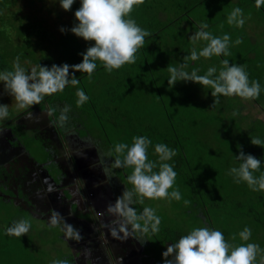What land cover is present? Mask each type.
<instances>
[{
    "label": "rangeland",
    "instance_id": "rangeland-1",
    "mask_svg": "<svg viewBox=\"0 0 264 264\" xmlns=\"http://www.w3.org/2000/svg\"><path fill=\"white\" fill-rule=\"evenodd\" d=\"M218 1L213 0L211 4L203 2V4H200L189 13L199 24L201 22H210V19H214V22L218 21L214 26L210 24L205 29L214 36H222L226 33V23L224 20L218 19L217 11L223 12V10L229 8L228 2L219 4ZM263 1L261 0V4ZM75 3H79V0H75ZM193 3L194 1L192 0L191 4L194 5ZM186 4L187 2L183 5L186 7ZM255 4V0H250L248 8H256L261 5ZM74 10H63L58 3H53V0H15L11 13L16 15V20L20 18L22 20L21 24L27 25L26 28H29V31L31 30L29 24L41 23L46 31L59 34L61 33L59 31L60 26H64L67 29L74 23ZM139 12H141L140 9ZM172 12L169 14L177 15ZM158 17L160 23H153V29L159 31L154 35V43H150L148 39L144 40V45L141 46L142 51L134 54L136 57L134 62H126L111 72L106 71L104 68L97 69L98 73L93 78H85V80L88 79V84L98 86L100 89H104L108 83H111V80L107 81V78L113 79L112 83L116 84L119 83L118 80L120 78H126V81H129L127 84L133 85L135 83L136 87L138 84L141 88L142 85L138 79L141 80V77L147 80L150 69L154 70L156 74L167 72V74L165 73L166 78L156 79L157 93L154 91L155 89L149 96H147V92L135 91L132 92L133 96L132 93L128 92V98H126L128 100L126 102L131 105H137L139 102L144 101L147 107L145 112H142L139 107L133 108V106H130L126 112L129 111L132 117H143L145 119V125H143L148 128L141 129L139 134L132 129L128 130V120L120 113L111 116V118L109 117L107 121H101L92 108L94 105L90 106L92 101L90 98L81 103V108H85L86 111L83 112L85 116L82 117L84 127L93 137L103 141L109 140L113 145L112 153L115 158L120 155L114 150L116 143L131 144L132 137L141 134L148 137L152 143L148 145L146 154L148 160L153 161L155 164L153 171H158L160 163L166 162L172 165L171 160H159V154L155 153L153 145L156 143L167 145V140L172 141L174 140L173 138L178 137L185 138L183 141L185 144L184 153L187 156L190 155V164L192 163L193 168L200 172L199 182L207 188V193H204L201 198L192 197L191 187L185 183L184 177L176 173L172 187L180 191L181 200L144 198L142 203L138 201L134 207L137 213L141 212L145 206L155 209L156 214L160 217V224L159 230L154 234L160 238L162 243L168 238V232L178 233L179 236H182L187 234L192 228L209 227L219 229L223 233L224 239L233 246L250 241L257 243L261 249H264V225L249 215V209L252 206L260 209V203L257 202L258 199L250 198V196L256 195L260 191L251 190L246 182L243 181L234 183L233 178L227 174V170L230 167L238 164L235 159V155L238 152L237 144L242 147L245 153H250L264 161V148L252 145L249 142L250 137L253 136L264 139V63L261 64L262 60L257 56L259 46L251 45L247 42L241 43V46H238L237 49L241 51L242 55L234 57L232 55L234 63L239 64L240 62V65H249L258 73V81L262 89L259 96L243 99L236 95L223 96L217 94L219 100L212 106L214 98L211 96V88L209 86L183 81V88H180L175 85L172 86L170 83L168 84L167 81L170 75L167 66H177L179 63L185 62L184 57L188 55L191 49L195 48L199 51L207 42L203 43V40H196L195 43L191 41L184 42L182 40L184 35H190L189 31L186 32L187 28L184 25L176 22L167 27L165 24L167 22L170 23L172 20L166 19L163 14H159ZM182 20L187 22L188 19L182 16ZM135 21L141 28L148 31L147 27H144L143 22H139V19ZM18 23L16 22L15 25H20ZM161 26H164V28H161ZM198 27L197 25L196 27L193 26L195 30H198ZM12 31L17 37L19 36L16 30ZM79 39L84 43L93 42L85 41L80 37ZM17 46L21 48V51L29 52L32 59L41 60L46 56H50L38 49L39 44H35L33 41L24 40L18 43ZM222 58L223 54L207 58L199 57L195 61L189 59L186 61V70L191 71L196 68L198 69V74L202 75L208 67L215 66L217 71H219L223 67L220 63ZM240 58L242 61L239 60ZM28 60L19 61L26 71L35 66L29 64L31 59ZM202 63L208 66L203 67ZM51 64H53L52 61ZM148 87L150 88L149 85ZM117 88L120 89L118 86ZM145 95L147 96L146 99ZM0 103L8 104V116L0 119V123L27 108V106L18 108L16 106L17 102L4 90L2 84H0ZM168 116H170V119L167 120L166 117ZM170 121L176 123L177 130L170 128L171 126L168 124ZM121 125L126 127L120 128ZM135 125L141 128L140 125ZM39 144L44 148L42 145H46V141L40 138ZM173 149H175L176 156L182 155L181 148L174 146ZM33 152V157L37 159H41V156H44L43 150H33ZM121 169H123L126 178L132 172V166L121 167ZM261 171H264V163L253 174L259 176ZM128 186L131 189L133 188L129 181ZM171 190L172 188L168 191ZM262 192L264 193V191ZM185 199L190 202L188 205L183 203ZM4 210L5 212L2 216L4 227L21 219L28 220L31 226L34 224L32 219L28 218L24 213H19L15 208L14 210ZM244 226H248L251 229L249 241H243L237 235ZM35 227V231L29 229L27 233L21 236V239H16L17 236L6 235L3 233V228L1 229L0 258L2 263L50 264L52 260L64 259L63 253L59 250L60 246L63 248V244L58 238L59 232L53 231V228L43 223H36ZM17 241L21 243L29 241L32 244L31 247L24 246V252V250L15 247L14 242ZM259 255L256 258L257 261L259 260Z\"/></svg>",
    "mask_w": 264,
    "mask_h": 264
},
{
    "label": "clouds",
    "instance_id": "clouds-1",
    "mask_svg": "<svg viewBox=\"0 0 264 264\" xmlns=\"http://www.w3.org/2000/svg\"><path fill=\"white\" fill-rule=\"evenodd\" d=\"M75 0H53L63 10H69ZM259 5L261 0H255ZM138 0H79V7L74 10V23L67 31L85 41H93L85 50L78 55L81 56L79 63L69 65L53 63L51 66H33L29 71L19 63V57L13 61L12 70L0 71V84L4 90L15 99L18 108H25L28 105L38 103L45 94H51L63 90L66 85H77L79 83L75 73H87L89 76L97 67V61L108 72L121 67L123 64L135 61V53L138 48L144 45V39L149 35L146 29L141 28L136 21L128 14L132 11L133 5ZM227 23L240 27L244 24L243 11L240 7H234L227 15ZM207 23L201 22L198 30L189 39L192 41L203 40L206 45L199 51L193 48L184 57V61L177 66H167L169 72L168 84L172 86L179 81L195 82L201 86L211 88V96L214 98V106L219 96H239L245 99L256 98L261 93L260 83L253 79L249 82L248 73L240 64H229V60L220 61L219 71L215 66H210L204 74H198V69L193 68L187 71V60H197L199 57H210L221 54L228 55L229 34L214 36L206 31ZM8 30L5 26L4 29ZM59 31H66L64 26ZM234 43H240L237 39ZM71 70V71H70ZM77 104L85 102L88 97L80 89H76ZM68 107L61 109L60 120L66 119L65 113ZM235 115V113H233ZM8 116V104L0 103V119ZM252 145L264 148V139L250 137ZM151 140L144 136H133L132 143H116L114 150L118 155L112 162L114 167L132 166V172L127 180L132 184V190H123L115 202L109 204L108 211L116 215L118 224L111 229V234L117 239H125L133 236L141 243L145 240L139 239L132 233L140 235L155 233L159 230L160 217L155 209L145 206L137 213L131 206L135 201L134 194L139 202L144 198H167L169 200H181V193L173 188L176 177L174 168L169 163H160L158 171H153L155 164L148 160L146 150ZM155 153L159 154V160L167 161L175 155V149L164 143L153 145ZM238 152L235 159L238 162L227 170V174L233 178L234 183L246 182L253 191H264V171L259 176L253 173L260 169L264 161L250 153H245L242 147L237 144ZM122 157V158H121ZM172 188L171 191H168ZM188 205L190 202L184 200ZM62 226L67 237L80 238V231L72 224L67 223L64 217L53 211L49 217L48 226ZM30 222L26 219L14 221L3 228V233L9 236L21 237L30 228ZM122 234V235H121ZM237 235L243 241H249L251 229L244 226ZM259 260L257 261V255ZM161 264H264V249L257 243L247 242L238 245H231L225 239L219 229L209 227H195L187 234L180 236L175 242L168 243L161 253ZM50 264H70L67 259H56Z\"/></svg>",
    "mask_w": 264,
    "mask_h": 264
},
{
    "label": "flooded vegetation",
    "instance_id": "flooded-vegetation-1",
    "mask_svg": "<svg viewBox=\"0 0 264 264\" xmlns=\"http://www.w3.org/2000/svg\"><path fill=\"white\" fill-rule=\"evenodd\" d=\"M62 108L51 102L28 105L0 123V231L4 209L15 208L27 215L34 222L29 228L32 231L36 223L48 226L55 211L80 231L76 239L67 237L61 225L51 227L59 232L63 244L59 250L70 264H161L162 251L179 234L176 240L164 243L151 232L132 233L145 240L143 243L133 236L113 237L111 229L118 221L107 206L123 190L132 189L121 167L113 166L110 148L69 113L60 120ZM40 138L46 141L44 148ZM33 150H43L44 156L33 157ZM133 200L134 208L138 203L135 195ZM31 244L14 242L24 252ZM0 264H5L1 258Z\"/></svg>",
    "mask_w": 264,
    "mask_h": 264
},
{
    "label": "trees",
    "instance_id": "trees-1",
    "mask_svg": "<svg viewBox=\"0 0 264 264\" xmlns=\"http://www.w3.org/2000/svg\"><path fill=\"white\" fill-rule=\"evenodd\" d=\"M185 1L187 2L186 7L183 5L186 3ZM193 1H196L198 3L202 2V0H193ZM14 3L15 0H0V29H4L5 26L8 29V30H0V71L12 70L13 61L15 60L16 57H19V61L28 60V58H30L29 52L27 53L21 51V48H18L19 46L16 47L18 43L24 40H28L29 42L33 41V43L39 44L38 49H41L43 53L50 55V56H46L45 58H42L41 60L30 58L31 60L30 59H29L30 61L28 60L29 64L37 65L40 63L41 65H47V66L51 64V61L52 63H55L57 65L61 63H67L69 65H74L76 63H79L81 60V56L78 55V53L83 52L87 46L93 43V42L90 43L82 42L79 39V37H76L74 34L67 31V29L64 33H59V34L48 32L45 30V28L42 26L41 23L29 24L31 29L29 31V28H26L27 25L21 24L22 20H20V18L16 20V15H13L14 13H11V8L13 7ZM189 3L190 0H138V3L133 5L132 11L128 15L134 20L139 19V22H143L144 27H147L149 33V35L146 36L144 40L148 39L150 43H154L153 41L155 38L154 35L156 34V32L159 31L157 29L156 30L153 29L154 26L153 23L154 24L160 23L158 17L159 14L160 15L163 14L165 18L168 20L176 19L178 16H181L185 14L186 11H188V8H190V6L192 5ZM193 4H195V2ZM78 7H79V3L74 2L69 10H74V9L76 10ZM139 9L141 10V12H139ZM170 12L175 13L177 15L175 14H174L175 16L170 15L169 14ZM16 22H19L18 24H20L21 26L15 25ZM161 28H164V26L163 27L161 26ZM12 30H16L19 36L17 37ZM139 51H142L141 47L137 49L136 53ZM96 63H97V67L93 71L91 76H89L87 73H80L77 71L75 73L76 78L79 81L77 85L69 84L66 85L63 88V90L56 91L51 94H45L38 103H34L32 105L34 107H40L43 104L51 102L60 105L63 108L67 106L68 107L67 113H69L70 116L74 118L76 122L78 121L83 123L82 117L85 116V113H83L86 112L85 108H81V104L76 103V100L78 99V97L76 96V89L80 88L86 93L88 98L92 99L90 106L94 105L92 108L94 109L96 114L100 117L101 121L103 120L107 121L109 117L111 118V116H115L116 114L120 113L123 114L125 119L128 120L127 123L128 130L132 129L135 133L139 134V132H141V129L148 128L144 126L145 119L143 117H132L130 116L129 111L126 112L130 107H126L125 105L116 106L117 102L124 101L126 100V98H128V92L132 93L131 90L127 89L128 81H126V78L123 79L120 78L118 80L119 83L115 85L120 88L119 91H112L109 88V84H111L113 81V79L110 78H107V81L111 80V83H108L107 87L104 90H101L98 86H94L87 83L88 79L85 80V78L88 77L93 78L95 74L98 73L96 71L97 69L99 70L104 68L102 66V62L97 61ZM149 72L150 73L148 75V78L150 79L151 76V80H149V82H151L150 85L153 88V90L155 89L154 91L157 93L156 88H158V86L156 83V79L165 78V77L156 74L152 69H150ZM153 90L147 91L146 93L147 96H149V94L153 92ZM147 96L145 95V99ZM138 107L142 112H145L147 104H145L143 101L140 105H136L133 108H138ZM120 110H124V111H120ZM169 117L170 116L166 117L167 120L170 119ZM135 124L140 125L141 128L137 127ZM168 124H170L171 129L177 130L176 123L170 121ZM122 127H126V126L121 125L120 128ZM173 139L174 140L172 141L171 140L166 141L167 146L170 148H174V146H177V148L178 147L181 148L182 151V155L179 156L174 155L170 159L172 161L174 171L177 174H179L181 177L185 178V183H187L191 187L192 197L201 198L204 193H207V188L204 186V184L199 182L200 172L193 168L192 163L190 164V160H189L190 155L187 156L186 153H184L185 144L183 143V141L185 138L178 137ZM103 142L105 146L110 148V150L113 152L112 149L113 145L110 143V141L108 140ZM113 159L115 160L114 155H113ZM121 171H123V169H121ZM252 197H254L255 200L258 199L257 202L260 203V209L255 208V206H252L249 209L250 210L249 215L252 216L257 222L264 225V193L260 191L258 194L250 196V198ZM177 234L178 233L168 232L167 240L169 241L176 240Z\"/></svg>",
    "mask_w": 264,
    "mask_h": 264
},
{
    "label": "crops",
    "instance_id": "crops-1",
    "mask_svg": "<svg viewBox=\"0 0 264 264\" xmlns=\"http://www.w3.org/2000/svg\"><path fill=\"white\" fill-rule=\"evenodd\" d=\"M191 1L192 0H190L189 4H191ZM194 2H195V4L191 5L190 8H188V11H186L185 14H183L181 16H178L176 19H171L172 21L170 23L167 22L165 24V26H167V27H169L171 24H174L176 22H180L181 25H184L187 28L186 32L189 31V33H190L189 36L188 35H184V37L182 39L184 42H190L191 41V42L195 43V41L190 40L189 37L195 31H197V30H195L193 28V26L194 27H196V25L199 26V23L194 18H192L189 15V13L194 8L199 6L200 4H203V2H208V4H211L213 2V0H202L201 3H198L196 1H194ZM248 2H250V0H229V1H227V0H219L218 1L219 4H222V3L226 4L227 3V5H229V8H227L226 10H223V12H218L217 11V17H219L218 19H221V21L222 20L225 21V23H226V26H225L226 31L225 32L227 34H229V37H230L229 45H228V55L227 56L223 55V58H222V60L223 59L229 60V64L230 65L232 63H234L232 61L234 56L242 55L241 51H238L237 47L241 46V43H245V42H247L248 44H251V45L255 44V45L259 46V49L257 50V56H258V58L260 60H262L261 64L264 63V5H263L264 1L262 2V4L260 3L261 4L260 7H256V8L255 7H251V9L248 8ZM234 7H240L242 9V11H243L244 24L242 26H240V27H237L235 24L230 25V24L227 23V15H228L229 12H231V10ZM182 16L183 17H187V19L189 21L187 20V22H186L185 20H182ZM207 23H208L207 25L209 27L210 24L212 26H214L215 24L218 23V21L214 22V19H210V22H207ZM237 39L240 40V43H234V41H236ZM203 43H206V42L203 41ZM241 49H243V48H241ZM235 53H236V55H235ZM232 55H233V57H232ZM239 60L242 61L241 58ZM239 64H240V62H239ZM253 64H256V63H253ZM202 65H203V67L208 66L205 63H202ZM241 65L244 67V70L248 73L249 82H251V80H253V79L258 81V73L255 71L254 68L250 67L249 65H245V64H241ZM149 73L150 72H148V75H149ZM165 73L167 74V72H163V73L160 72L159 75L162 76V77L164 76L166 78V74ZM148 75H147V80L144 79V78L142 79L141 77H140L141 80L138 79V81H140V83L142 85L141 88L138 86V84H137V87H136V85L134 83L133 85L128 84L127 89L131 90L132 92H135V91L147 92V91L153 90V88L150 85L151 82H149V80H151V76H150V79H148ZM130 77H132V76L130 75ZM190 82L191 81H189V83ZM183 84H184L183 81H179V82H176L174 85L176 87L183 88ZM115 85H117V84L116 83H111V84H109V88L112 91H119V89ZM148 85L150 86V88L148 87ZM104 89H101V90H104ZM243 99H245V98H243ZM127 100L128 99H126L124 101L117 102L116 106H120V105H125L126 107H130V106L134 107V106H136V104H132V105L129 104V102H126ZM141 103L142 102H139V104H137V105H140ZM134 117H140V116H134Z\"/></svg>",
    "mask_w": 264,
    "mask_h": 264
},
{
    "label": "water",
    "instance_id": "water-1",
    "mask_svg": "<svg viewBox=\"0 0 264 264\" xmlns=\"http://www.w3.org/2000/svg\"><path fill=\"white\" fill-rule=\"evenodd\" d=\"M55 181V180H54ZM56 183V182H55Z\"/></svg>",
    "mask_w": 264,
    "mask_h": 264
}]
</instances>
